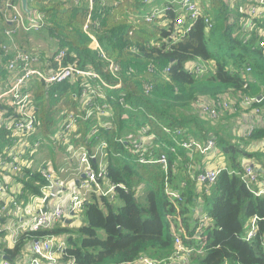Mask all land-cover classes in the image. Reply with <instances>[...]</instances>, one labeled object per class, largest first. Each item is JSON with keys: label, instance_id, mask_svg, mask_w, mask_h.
<instances>
[{"label": "trees", "instance_id": "obj_1", "mask_svg": "<svg viewBox=\"0 0 264 264\" xmlns=\"http://www.w3.org/2000/svg\"><path fill=\"white\" fill-rule=\"evenodd\" d=\"M27 1L34 17L42 18L40 32L34 33H46L59 45L49 50L50 61L64 50L61 66L91 70L112 86L120 83L119 88L104 90L102 103L111 109L110 118L83 122L78 142L92 151L94 143L106 140V174L99 184L103 191H108L109 184L114 193L112 198L91 194L81 212L73 216L72 222L80 221L76 228L70 223L55 224L37 232L24 230L11 248L3 242L5 235L1 232L2 257L15 264L27 242L45 235H59L66 237L67 243L63 262L128 264L143 257L166 261L174 250L175 237H180L185 248L199 247V242L191 237L197 221L193 210L201 201L202 212L209 222L201 229L203 253L191 255L192 262L264 264V199L253 195L238 175L229 173L240 172L245 160L260 168L261 172L256 173L264 181V148H249L264 140V103L252 107L259 110L262 118L248 137L237 134L235 115L223 114L218 121L210 122L195 107V100L202 97L217 99L238 93L250 97L264 95L263 53L252 41L244 42L246 13L238 6L232 7V0H194L199 8V15L194 19L184 13L182 0H93L91 12L87 9V0H78L77 4L72 0H56V4L51 0ZM13 2L19 7L18 0ZM155 8L160 13L152 17ZM88 13L94 20L91 34L98 50L89 48L91 40L83 32ZM0 18L3 23L1 7ZM206 18L211 24L209 30ZM6 27L5 24L0 27V44L9 46L11 42L2 34ZM212 38L218 40L216 52L210 48ZM14 42L20 47L26 46L17 36ZM38 57L45 59L42 52ZM194 62L201 67L206 64V70L196 73L186 67ZM110 63L116 68L114 76L109 71ZM246 66L251 68L253 82L243 88L241 72ZM5 75L0 71V83ZM145 86L149 87L147 91ZM72 89L75 85L70 83L55 86L49 97L57 102L53 94L58 93L59 100L72 105ZM42 98L43 92H38L36 99L41 108L45 105ZM45 108L42 114L48 111ZM141 126H148L155 133L153 143L158 147L153 156L167 146L177 148V153L168 157L178 168L177 176L171 175L169 179L170 188L179 189L182 194V201L177 204L169 202L164 195L160 167L138 163L132 147L127 142H119L123 135ZM91 130L95 132L90 134ZM176 130L181 131L176 138L166 132ZM3 137L0 131V150ZM188 137L212 138L224 156L226 170L218 173L208 193L198 192L185 171L186 149L178 145ZM39 178L33 180L27 175L24 190L39 194L38 187L30 181L42 186ZM254 217L258 218L256 233L245 240L247 224Z\"/></svg>", "mask_w": 264, "mask_h": 264}, {"label": "built area", "instance_id": "obj_2", "mask_svg": "<svg viewBox=\"0 0 264 264\" xmlns=\"http://www.w3.org/2000/svg\"><path fill=\"white\" fill-rule=\"evenodd\" d=\"M77 4L78 0H72ZM163 1V0H160ZM1 11L3 10V24L7 25L3 28L2 34L11 42L8 46L5 43L0 44V71H4L6 75L0 83V131H3V139L6 141V149L0 155V166L5 171V175L11 173L13 177L19 180L23 178V162L18 160L20 155L17 149H24L21 143L29 146L31 151L38 149V145L34 144L31 137L36 133L40 127L41 122L37 114V106L35 95L37 91L42 88L43 95L47 98L55 86L64 83L77 84L79 92H73L72 98L77 99L79 96L80 106L82 109L75 114H68L63 112V119L58 126L52 138V145L55 150H59V145L69 153L67 160L70 162L76 156V168L80 171L82 179L74 184L70 191L67 192L69 202L64 208L59 204V182L53 176L51 164H45L40 171V178L42 186L40 187L39 208L38 212L32 217L29 226H20L21 231L37 232L39 230H47L52 228L55 224H65V221L79 214L83 209L84 204L87 202L91 194L95 195H109L111 188L108 191H103L99 180L106 174V156H107V143L100 141L93 146L92 151H88L84 145L78 142L81 139L82 123L91 119L95 115L97 120L101 117L110 118L111 109L107 104L102 103L105 99V89H116L120 87L117 85H109L103 81L99 75L91 70L81 69L76 66L66 65L61 66V58L65 56L66 52L61 50L52 61L50 58L40 59L37 54L28 52L25 47H20L14 42V37L20 32L28 33L30 31L36 32L42 28V18L39 16L35 18L34 22L28 23L25 16L21 13L19 7L13 0H0ZM184 13L189 18L194 19L199 15V8L194 0H182ZM232 7L238 6L241 12H245L247 19L245 21L244 42L252 41L254 46L260 49L264 58V0H232ZM93 0H87V9L92 11ZM160 11L155 8L152 17L159 14ZM150 19V18H147ZM207 30L211 28L208 18L205 19ZM94 25V20L88 13L86 20L83 23V32L91 40V49H99L96 39L91 34V26ZM109 71L113 76L115 75L116 68L110 63ZM201 70L196 69L195 72L199 73ZM243 77V88L248 87L251 78V68L246 66L241 72ZM37 83V86L34 84ZM149 89L145 86V90ZM228 96V95H227ZM261 97H250L242 93H238L231 97H219L217 99L198 98L195 100V107L199 110L200 114L210 122L219 119L224 113L237 111V108H232L233 105L238 104V108L250 109V115L255 116L256 120L252 124H248L242 136L248 137L255 125L261 122L262 115L258 109L252 108L254 104L263 102L264 95ZM53 97L57 100L59 106V95L54 93ZM95 130H91L93 134ZM167 134L176 138L181 135L180 130L173 133L166 131ZM156 139L155 133L150 131L148 126H141L133 132H128L119 139V142H127L129 147H132L133 154L137 155V162L140 164H157L164 175V195L169 202L177 204L182 201V194L179 189L170 188L169 179L171 175L177 176L178 168L175 163L169 162V155H175L177 148L173 145L167 146L164 151L159 155L153 156L154 150L158 145L153 141ZM259 148H264V140L259 143ZM101 145L100 149L97 147ZM186 149L185 153L188 158V164L185 171L189 178L194 182L195 188L198 192L208 193L209 189L214 185L217 175L220 171L226 170V166L218 167L211 170L198 171L193 163L195 153H205L207 151L216 152L219 156L220 153L212 138L201 141L194 137H188V140L182 141L179 145ZM152 156L154 158H152ZM18 158V159H17ZM21 159V158H20ZM96 166L95 168L93 167ZM251 163L245 164L240 172L230 171V174H235L240 177L249 191L264 199V181L261 180L254 168L250 167ZM171 169V170H170ZM9 175V174H8ZM22 186L18 189L15 196H10V202L13 204L16 217L21 212V206L18 204L16 197L21 194ZM138 191L136 194H138ZM4 188L0 186V215L5 217L10 216L11 207L3 198ZM49 197L48 207L45 212L42 209L45 205V199ZM112 198V196H109ZM54 200L55 203L50 204ZM196 208V207H195ZM195 218V232L191 238L199 242V247L196 249L185 248L180 237L174 239V249L177 253L171 256L166 261L151 260L143 257L128 264H180V253L188 256L202 255L204 243L201 242V229L202 226L208 225L209 219L204 212L197 213ZM70 216V217H69ZM257 217L248 222V230L245 240H249L256 233ZM7 230L0 227V233ZM17 233L9 235V240L12 247L17 243ZM67 248L66 237L59 235H45L34 239L30 242V249L24 253L23 262L19 261L15 264H74L72 260L63 262L65 250ZM0 264H13L8 262L0 254ZM181 264H186L182 262Z\"/></svg>", "mask_w": 264, "mask_h": 264}, {"label": "crops", "instance_id": "obj_3", "mask_svg": "<svg viewBox=\"0 0 264 264\" xmlns=\"http://www.w3.org/2000/svg\"><path fill=\"white\" fill-rule=\"evenodd\" d=\"M232 4V1H231ZM3 23L0 18V27H2ZM40 32V31H39ZM37 32V34H40ZM29 34V32H28ZM40 35L44 36L45 34L42 32ZM38 37V36H36ZM22 36L17 35V40H21ZM27 47V46H26ZM90 48L91 43H90ZM43 52V51H42ZM41 53V52H40ZM47 53H50L47 51ZM38 55V54H37ZM39 56V55H38ZM46 57V55H45ZM197 63H189L186 65V67L190 70H196L197 68L201 71L199 73H202L206 70V64H202L201 66H196ZM211 64V63H210ZM71 95V93H69ZM73 94V93H72ZM40 102H38L39 104ZM37 106V114L39 116L41 127L40 129L34 133L31 137V139L40 138L42 140V143L40 144V147L36 149L35 151H31L28 145L21 143L24 146V149H17L20 158L19 161L22 160L23 162V178L18 179L12 176L11 173H8L5 175V171L0 166V186L4 188L3 198L4 200L10 205L11 207V214L8 217H5L3 215H0V227L6 229L7 231L4 232L5 238L3 242L6 244L7 247L11 248L12 244L9 240V235L13 233H17V236L21 233L20 232V226H29L31 224L32 217L38 212L39 208V197L41 194L40 191V185H37L34 183L33 180H36V177L40 175V171L42 167L50 163L51 169L53 171V176L57 179L59 182V204H61L64 208H66L69 197L67 195V192L71 190L72 186L76 183H78L83 176L80 177V171L78 168H76V160L74 158L71 159V161H67V158L69 156V153L63 146H59V150H55L51 145L49 144V140H47V135L43 130L45 129V124L42 122L43 120L40 117L39 114V108H41V105ZM238 110L244 111L243 113H239ZM237 111H231L229 113H224L228 115H235V120L237 119L238 122V130L237 134L243 135V132L246 128V126L249 124H252L255 122L256 117L250 115V109H244L242 107H239ZM240 114V115H239ZM236 132V130H235ZM212 135V134H210ZM195 138V137H194ZM214 138V137H213ZM197 139V138H196ZM200 140V139H198ZM204 141V140H201ZM3 146L0 150V155H2L6 149V141L3 139ZM260 143V142H259ZM259 143H255L253 145H250L249 148L252 150H258ZM42 148V149H41ZM217 148V147H216ZM218 150V148H217ZM219 151V150H218ZM43 152H48V158H41V155ZM196 159V161H195ZM193 163L198 171L203 170H211L216 169L218 167L226 166L225 165V159L224 156H219L216 154V152L213 151H207L205 153L197 152L194 155ZM243 163L249 164L250 162L243 160ZM255 168L260 169L254 164ZM25 171L29 172L27 174ZM27 175L33 179L30 180L32 183V186L38 187L39 194L34 193H28L24 190V182L27 180ZM36 176V177H35ZM185 178V175H184ZM41 180V178H39ZM40 180H37L38 182ZM42 182V181H41ZM22 186L21 194L16 197V200L18 204L21 206L22 212L21 214L16 217L15 214L12 215V213H15V210H13V204L10 202V196H15L18 192V189ZM108 190H110V185L107 184ZM114 191H110L108 196L113 197ZM200 195V194H199ZM55 203V202H54ZM51 204V203H50ZM201 205L202 202H199V205L196 206L197 213L201 212ZM70 217V216H69ZM71 219V223L73 226L78 227L80 225V221L77 220L76 222H72L73 217L69 218ZM67 219V220H69ZM76 223V224H74ZM66 224V223H65ZM30 249V243L27 242L26 248L22 251L20 254V259L17 260V262L21 261L23 262L24 253L28 252ZM63 264V263H60Z\"/></svg>", "mask_w": 264, "mask_h": 264}, {"label": "rangeland", "instance_id": "obj_4", "mask_svg": "<svg viewBox=\"0 0 264 264\" xmlns=\"http://www.w3.org/2000/svg\"><path fill=\"white\" fill-rule=\"evenodd\" d=\"M56 2H57L56 0H51V3H55L56 4ZM0 7H1V5H0ZM228 10H229V14H230L231 11H232V8L229 7ZM1 13H3V10L1 11ZM230 18L231 17L228 15L227 22L230 21ZM19 36H22L21 40L27 46V47L25 46V49L28 52L33 53V54L40 55V52L43 51L42 53L44 55H46V57H47V56L50 55V53H47V51H49V50L53 51V49L59 47L57 41L55 39H53V38H50L46 33H45L44 36H42V35L34 33V32H31L29 34L28 33H24V32H20ZM36 36H38V37H36ZM210 48H211V50H213V52H216V50H218L219 45H218V40L217 39H213V38L211 39V47ZM70 84L71 85H75V89H72V90H74V92H79L80 89L77 86V84H73V83H70ZM38 92H42V91L39 89L37 91V94H38ZM37 94L35 95L36 104H38V100L36 99ZM72 99L74 101V104H72V105L64 104L62 100H59V106L57 108H55V106L57 105V102H53L49 96L46 98L45 95H43V98H42L41 102H43L45 105H44V107L41 108L40 117L43 120L42 122L46 123L45 125H47V124L49 125V126L45 127V129L43 131L46 134H48L47 135V140H49V144L51 145V147H53V145H52L53 135L55 134L58 126L61 124V120L63 119V116H62L63 112H67L68 114H75L76 112H80V110L82 109V107L80 106L79 96H77V99H74V98H72ZM65 101H66V99H64V102ZM45 106H46V108H45ZM43 108H45L44 110L48 109V111H46L45 114H42ZM232 108L239 109L238 108V104L237 105H233ZM238 112L239 113H243L244 111L238 110ZM126 117L127 116L124 115V118H126ZM101 118H104V117H101ZM101 118L99 119V122H100ZM91 119H92L91 121L97 120L95 115L91 116ZM107 119H109V118H107ZM105 125H107V123L103 124V126H105ZM32 141H33L34 144L38 145V148L40 147V144L42 143V140L40 138H37V137L35 139H33ZM102 141L106 142L105 139L102 140ZM88 142H90V141H88ZM94 145H95V143H94ZM107 145H108V143H107ZM59 146H62V144H60ZM100 148H101V145H99L97 147V149H100ZM41 158L47 159L48 158V152H43L42 155H41ZM74 159L76 160V156H74ZM242 164H243V162H242ZM54 202L55 201L52 200L51 204H53ZM76 221L77 220H75L74 222H76ZM76 223H74V224H76ZM73 227L76 228V226H73ZM176 253H177V251H176V249H174L172 251L171 256L175 255ZM180 258H181L180 264L182 262H185L186 264H194L192 262V257L191 256H188V255H186L184 253H180Z\"/></svg>", "mask_w": 264, "mask_h": 264}, {"label": "water", "instance_id": "obj_5", "mask_svg": "<svg viewBox=\"0 0 264 264\" xmlns=\"http://www.w3.org/2000/svg\"><path fill=\"white\" fill-rule=\"evenodd\" d=\"M18 3H19V9H20L21 13L25 16L26 21H27L28 23H33V22H34V19H33V11L29 8V6H28V1H27V0H18ZM258 97L260 98L261 96H258ZM250 167H251V168H254V170H255L256 172H258V173L261 172V170L258 169V168H255L253 164H251ZM49 200H50L49 197H47V198L45 199V201H44L45 205H44V207H43V209H42V212H45V211L47 210V207H48V201H49ZM73 216H74V215L71 214V217H73ZM65 223H66V224H70V223H71V219L66 220Z\"/></svg>", "mask_w": 264, "mask_h": 264}]
</instances>
